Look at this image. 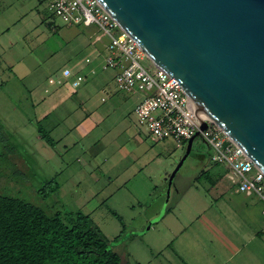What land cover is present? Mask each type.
Here are the masks:
<instances>
[{
    "label": "rangeland",
    "instance_id": "rangeland-1",
    "mask_svg": "<svg viewBox=\"0 0 264 264\" xmlns=\"http://www.w3.org/2000/svg\"><path fill=\"white\" fill-rule=\"evenodd\" d=\"M94 31L66 26L41 0H0V194L49 214L83 213L109 242L120 237L113 250L123 264H178L167 249L161 219L177 194L201 176L197 155H206L208 147L195 139L168 196L163 178L146 171L152 190L143 180L141 190L135 187L141 178H133L137 155L108 169L129 141L123 130L143 125L133 113L137 98L117 90L112 73L101 68L102 44L93 45ZM75 77L83 78L79 89L72 86ZM39 120L53 147L37 134ZM171 144L163 176L185 151ZM125 180L130 182L123 185ZM163 207L162 217L147 230Z\"/></svg>",
    "mask_w": 264,
    "mask_h": 264
},
{
    "label": "water",
    "instance_id": "water-1",
    "mask_svg": "<svg viewBox=\"0 0 264 264\" xmlns=\"http://www.w3.org/2000/svg\"><path fill=\"white\" fill-rule=\"evenodd\" d=\"M96 1L155 66L180 82L198 116L264 173V0ZM206 128L200 120V130ZM197 138L199 131L164 176L167 196ZM163 214L164 207L146 229Z\"/></svg>",
    "mask_w": 264,
    "mask_h": 264
},
{
    "label": "crops",
    "instance_id": "crops-1",
    "mask_svg": "<svg viewBox=\"0 0 264 264\" xmlns=\"http://www.w3.org/2000/svg\"><path fill=\"white\" fill-rule=\"evenodd\" d=\"M111 73L114 82L115 73ZM103 92L109 96L105 89ZM130 96L137 98L135 108L142 95ZM142 125L143 128L128 125L123 130L129 141L113 155L108 169H113L127 155H137L138 168L135 167L133 178L140 176L141 180L136 178L135 187L141 190L143 180L144 186L152 190L153 183L142 172L164 178L163 174L169 170L164 156L173 153L174 142L153 141L146 125ZM208 150L206 155H197L201 176L177 194L161 219L165 236L170 240L167 249L178 264H264V204L256 195L238 192L237 185L228 178L229 168L212 162L209 147ZM99 170L104 173L102 167ZM129 182L125 180L123 185Z\"/></svg>",
    "mask_w": 264,
    "mask_h": 264
},
{
    "label": "built area",
    "instance_id": "built-area-1",
    "mask_svg": "<svg viewBox=\"0 0 264 264\" xmlns=\"http://www.w3.org/2000/svg\"><path fill=\"white\" fill-rule=\"evenodd\" d=\"M41 1L50 14L66 26L96 30L92 40L95 46L102 44L101 68L115 73L117 90L142 95V100L134 108V116L146 125L153 141L171 140L185 146L199 131L211 151V161L229 168L228 178L237 185L238 192L246 196L256 195L264 204V173L209 119L198 116L176 78L151 61L148 65L143 63L148 60L144 52L96 0ZM64 74L69 75L68 72ZM82 82L83 78L75 77L72 86L77 88ZM200 120L207 124L204 131L200 130Z\"/></svg>",
    "mask_w": 264,
    "mask_h": 264
},
{
    "label": "trees",
    "instance_id": "trees-1",
    "mask_svg": "<svg viewBox=\"0 0 264 264\" xmlns=\"http://www.w3.org/2000/svg\"><path fill=\"white\" fill-rule=\"evenodd\" d=\"M42 120L36 123L37 134L53 147ZM119 239L109 242L81 212L49 214L21 198L0 194V264H123L113 250Z\"/></svg>",
    "mask_w": 264,
    "mask_h": 264
}]
</instances>
